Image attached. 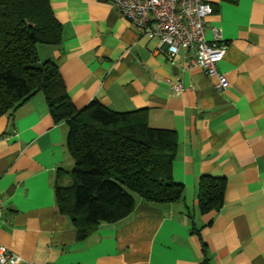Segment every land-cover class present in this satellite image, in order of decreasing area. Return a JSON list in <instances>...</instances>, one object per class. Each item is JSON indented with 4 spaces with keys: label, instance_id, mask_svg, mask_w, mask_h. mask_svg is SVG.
I'll return each instance as SVG.
<instances>
[{
    "label": "crops",
    "instance_id": "crops-1",
    "mask_svg": "<svg viewBox=\"0 0 264 264\" xmlns=\"http://www.w3.org/2000/svg\"><path fill=\"white\" fill-rule=\"evenodd\" d=\"M207 1L206 36L215 27L226 43L222 91L191 54L171 62L164 45L106 0H50L62 32L45 59L73 106L145 109L151 127L173 130L172 177L183 194L173 203L134 198L126 217L78 240L53 190L57 169L73 165L67 126L38 92L0 115V244L20 264H264V0ZM203 174L226 185L221 209L200 214Z\"/></svg>",
    "mask_w": 264,
    "mask_h": 264
},
{
    "label": "trees",
    "instance_id": "trees-1",
    "mask_svg": "<svg viewBox=\"0 0 264 264\" xmlns=\"http://www.w3.org/2000/svg\"><path fill=\"white\" fill-rule=\"evenodd\" d=\"M61 32L50 0H0V115L41 92L54 121L66 124L73 165L57 169L54 198L81 240L99 223L126 217L133 194L147 203H173L182 199L183 186L172 177L175 132L151 127L145 109L114 111L96 100L73 106L57 65L40 60L36 48L57 46ZM225 185L222 176L198 177L200 214L221 209Z\"/></svg>",
    "mask_w": 264,
    "mask_h": 264
},
{
    "label": "built area",
    "instance_id": "built-area-1",
    "mask_svg": "<svg viewBox=\"0 0 264 264\" xmlns=\"http://www.w3.org/2000/svg\"><path fill=\"white\" fill-rule=\"evenodd\" d=\"M122 16L136 26L144 36L155 38L167 50L171 62L181 51L193 56V63L202 67L207 76L214 77V87L224 90L227 79L217 69L226 51L219 29H210L206 36L204 18L212 12L207 0H106ZM175 91L181 84L171 85ZM21 258L0 244V264H20Z\"/></svg>",
    "mask_w": 264,
    "mask_h": 264
},
{
    "label": "rangeland",
    "instance_id": "rangeland-1",
    "mask_svg": "<svg viewBox=\"0 0 264 264\" xmlns=\"http://www.w3.org/2000/svg\"><path fill=\"white\" fill-rule=\"evenodd\" d=\"M36 48H37L38 57L40 59L44 60L45 59V55L50 50L49 48H52V45H49V44H37ZM133 196H134V198L138 197L135 194H133Z\"/></svg>",
    "mask_w": 264,
    "mask_h": 264
}]
</instances>
